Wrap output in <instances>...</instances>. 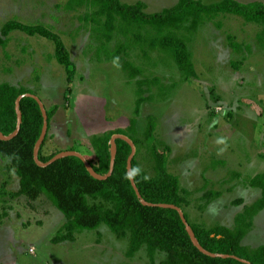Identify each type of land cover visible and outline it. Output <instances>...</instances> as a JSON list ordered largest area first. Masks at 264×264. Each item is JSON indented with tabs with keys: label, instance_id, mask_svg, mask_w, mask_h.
Wrapping results in <instances>:
<instances>
[{
	"label": "rangeland",
	"instance_id": "rangeland-1",
	"mask_svg": "<svg viewBox=\"0 0 264 264\" xmlns=\"http://www.w3.org/2000/svg\"><path fill=\"white\" fill-rule=\"evenodd\" d=\"M121 1L145 2V11L155 13L179 0ZM68 3L0 0V35L12 20L46 27L66 47L75 69L70 81L57 59L56 41L38 32L13 30L7 46H0V83L31 88L48 110L58 107L44 155L72 149L88 155L83 139L128 128L137 80L158 77L173 87L159 96L154 86L153 101L142 105L138 130L143 144L136 148L139 166L153 174V150L164 153L169 172L190 191L185 210L191 222L208 228L233 227L244 205L262 195L249 180L264 172V38H259L264 25L222 14L201 26L190 42L197 76L186 79L165 52L149 51L147 57L137 48L114 56L122 36L115 37L109 51L99 49L84 18L90 10L71 9ZM232 41L239 46H232ZM120 57L133 61L143 73L131 79ZM151 114L157 117V126L148 139L144 133ZM18 189L15 168L0 158V264H150L145 249L128 256L129 241L117 237L106 224L77 232L74 241L53 242L65 216L47 195L30 203L25 196L11 194ZM243 244L264 245V209L254 218ZM164 257L158 252L156 264Z\"/></svg>",
	"mask_w": 264,
	"mask_h": 264
},
{
	"label": "trees",
	"instance_id": "trees-1",
	"mask_svg": "<svg viewBox=\"0 0 264 264\" xmlns=\"http://www.w3.org/2000/svg\"><path fill=\"white\" fill-rule=\"evenodd\" d=\"M68 6L71 9L86 7L90 10L84 18L91 24V36L96 39L99 49L109 51L115 37L122 36L124 40H119L114 56L126 54V49L137 48L145 56L149 51L165 52L170 54L186 79L197 76L190 42L191 36L201 26L215 21L222 14L237 15L247 22L264 25V3L258 0L247 3L222 0L211 4H204L200 0H179L173 7L155 13L146 12V4L142 1L126 4L121 0H69ZM217 25L222 27L221 21ZM16 29L28 33L38 32L53 38L57 43V59L65 66L68 78L72 80L75 69L69 52L56 34L46 27L26 25L16 20L8 21L2 28L0 46H7L10 33ZM262 34L264 36V29L259 34L260 39L264 38ZM231 44L239 46L233 41ZM120 58L129 69L131 79L136 78L137 72L143 73L133 61ZM137 86L134 116L130 119L128 128L106 131L91 140H82V145L88 148V155L85 157L101 175H106L110 170L112 136L124 134L139 149L143 141L138 130V119L143 103L153 101L154 86H158L159 96H166L173 87L166 86L158 77L139 79ZM24 93L36 95L31 88L10 82L0 83V130L5 135H10L16 129V100ZM20 108L23 114L21 130L10 140L0 139V158L14 167L19 177V189L11 193L13 196H25L27 201L33 203L47 195L65 216L66 221L53 242L74 241L77 232L95 230L106 224L117 237L129 241L128 256H134L145 249L150 264H156L158 252L165 254L160 264H246L235 258H213L203 254L193 244L177 210L141 203L127 169L132 148L124 139L116 140L114 171L106 179L93 177L84 162L73 155L62 157L46 167L38 165L34 159V148L42 132L43 114L38 102L32 97H24ZM57 109L56 106L47 109L49 128ZM148 119L144 136L149 139L155 132L157 117L151 114ZM47 139L48 134L39 152L42 162L49 161L62 151L57 150L45 156L43 147ZM153 155L151 175L139 166L137 154L132 161L135 182L146 201L175 204L182 208L199 242L210 252L235 255L252 264H264V245L252 248L243 244L244 238L253 228L254 218L264 209V172L249 180L251 186L261 189V197L252 204L244 205L235 217V225L228 227L220 224L208 228L191 222L185 210L190 204L186 197L190 191L182 187L177 175L169 172L165 154L154 149Z\"/></svg>",
	"mask_w": 264,
	"mask_h": 264
},
{
	"label": "water",
	"instance_id": "water-1",
	"mask_svg": "<svg viewBox=\"0 0 264 264\" xmlns=\"http://www.w3.org/2000/svg\"><path fill=\"white\" fill-rule=\"evenodd\" d=\"M24 97H32L34 99H36V101L38 102L40 108H41V111H42V114H43V118H44V121H43V128H42V132H41V135L35 145V148H34V159H35V162L42 166V167H46L50 164H52L53 162L57 161L58 159L62 158V157H65V156H69V155H73V156H77L79 157L85 164L87 170L89 171V173L97 178V179H106L108 178L109 176H111L113 174V171H114V167H115V162H116V156H117V144H116V140L118 138H121V139H124L125 141H127L131 148H132V151H131V154L129 155V158H128V161H127V169H128V175H129V178H130V181H131V184L139 198V200L141 201V203L145 206H151V207H160V208H171V209H175L178 211L183 223L185 224V227H186V230L193 242V244L205 255H208L210 257H213V258H216V257H220V258H235L237 260H240L241 262H244L246 264H252L250 261L246 260V259H243V258H240V257H237L235 255H229V254H221V253H213V252H210L209 250L205 249L201 243L199 242L198 238L196 237V234H195V231L194 229L192 228V226L188 223V220L184 214V211L182 210V208H180L179 206L175 205V204H169V203H152V202H148L146 201L141 193H140V190L135 182V178L133 176V170H132V161H133V158L136 154V145L135 143L132 141V139H130L128 136L124 135V134H114L111 138V161H110V170L109 172L106 174V175H101L99 173H97L92 165L90 164V162L87 160V158L85 157V155L81 154L80 152L78 151H74V150H65V151H61L59 153H57L54 157H52L49 161L47 162H42L40 161V158H39V152H40V149L42 147V144L44 143L45 141V138L48 134V130H49V116H48V112H47V108L45 107V104L43 103V101L40 99V97L38 95H35L33 93H24L22 95H20L17 100H16V113H17V126H16V129L13 133H11L10 135H5L1 130H0V139L1 140H10L12 138H14L15 136L18 135V133L20 132L21 130V126H22V122H23V114H22V111H21V108H20V104H21V100L24 98Z\"/></svg>",
	"mask_w": 264,
	"mask_h": 264
},
{
	"label": "crops",
	"instance_id": "crops-1",
	"mask_svg": "<svg viewBox=\"0 0 264 264\" xmlns=\"http://www.w3.org/2000/svg\"><path fill=\"white\" fill-rule=\"evenodd\" d=\"M177 3H178V2H177ZM177 3H175L174 5H176ZM210 4H211V3H210ZM174 5H173V6H174Z\"/></svg>",
	"mask_w": 264,
	"mask_h": 264
}]
</instances>
